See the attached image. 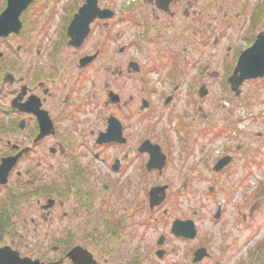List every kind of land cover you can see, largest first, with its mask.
I'll use <instances>...</instances> for the list:
<instances>
[{"label": "flooded vegetation", "instance_id": "af4514ba", "mask_svg": "<svg viewBox=\"0 0 264 264\" xmlns=\"http://www.w3.org/2000/svg\"><path fill=\"white\" fill-rule=\"evenodd\" d=\"M6 10L0 166L16 160L0 182V239L13 229L15 239H46L41 256L50 253L51 264H75L68 255L78 248L94 264L164 257L167 234L182 239L173 223L200 215L187 213L190 180L207 171L215 182L246 147L249 133L228 134L236 119L226 112L221 126L215 99L245 100L243 122L250 119V100L228 80L264 20L252 22L251 0H0V15ZM241 23L256 28L244 47L230 34ZM70 33L85 36L73 45ZM251 81L264 88V78L242 86ZM261 119L264 145V107ZM222 133L221 152L205 156L204 142ZM236 136L244 139L234 144ZM155 188L164 198L151 206ZM218 210L217 223L223 204ZM157 227L165 230L154 249L126 242L156 239Z\"/></svg>", "mask_w": 264, "mask_h": 264}, {"label": "rangeland", "instance_id": "374dc122", "mask_svg": "<svg viewBox=\"0 0 264 264\" xmlns=\"http://www.w3.org/2000/svg\"><path fill=\"white\" fill-rule=\"evenodd\" d=\"M252 4L257 11L255 21L253 19L252 22L261 23L264 20V15H262L264 13V0H251ZM255 29L247 28V30H243V24L241 23L240 28L230 31V34L235 39L237 46L244 47V39L250 37V34L253 35L256 32ZM217 54L221 57L225 53L222 50L218 51ZM108 56L117 58L112 56L111 52H108ZM216 58L219 59V57ZM262 87L259 81H251L241 87L243 96L250 100V111L247 112L250 119L237 123L228 130V134L232 137L233 132L236 134H239L240 131L249 133L248 139L244 140L247 143L244 150L239 153L236 160L215 182L209 178L207 171L203 173L205 179L190 180L192 189L186 196V205L188 215L193 210L199 209L200 215L197 218L193 217L197 228V236L193 240L183 241L167 234L170 238L166 240L164 247L169 253L161 259L152 254L148 257L149 264L264 263V145L262 140L257 137L261 129V117L264 107V88L262 89ZM217 88L213 91L218 92ZM222 91H226L224 94L226 97L228 91L224 88H222ZM217 100L215 99V104L217 102L219 110L215 111V115H218L220 119L227 117L229 121H233V119L238 120L237 118L245 116L246 113H243L245 100ZM239 103H242V105H239ZM226 112L231 114L224 117L227 114ZM225 122L224 119L222 123L220 122V125L224 126ZM243 139V137L236 136L234 144ZM225 142L223 133L213 143L204 142V155L215 157L221 152ZM214 183L217 185L211 196L208 194L207 189L209 186H214ZM197 197L198 200H196ZM219 204H223L224 213L217 223L212 219V215ZM243 217L245 218L243 219ZM164 230L157 227L156 239H134L132 242L131 240L126 242H129L130 247L135 244L139 245L140 248L142 246L144 248L152 246L154 249L158 232ZM13 232L14 229L11 233L12 237L9 236L10 239H0V248L10 247L12 250L17 251L21 258L26 257L31 260L44 262L53 258L50 253L44 257L41 256V248L48 244L46 239H15V236L12 235ZM17 233L19 235V231ZM201 246L206 248L210 257L197 263H191L194 249ZM128 248L124 249L125 254L123 253L124 255H121V257L129 254Z\"/></svg>", "mask_w": 264, "mask_h": 264}, {"label": "water", "instance_id": "95a60500", "mask_svg": "<svg viewBox=\"0 0 264 264\" xmlns=\"http://www.w3.org/2000/svg\"><path fill=\"white\" fill-rule=\"evenodd\" d=\"M16 0H9L11 5ZM25 2V1H24ZM30 0H26L28 4ZM94 2L90 1V4ZM84 13V11H83ZM7 10L0 15V35H7ZM13 21V20H12ZM71 37V41L69 44L77 45L78 40H82L85 34L78 35V40L74 39V34H69ZM88 60V59H87ZM86 61V60H84ZM264 77V24L263 31L260 32L254 41V43L244 50L237 61L236 67L233 71L232 76L229 78L228 82L231 87V90L239 94V86L246 80H252L257 78ZM15 158H7V165L5 162H2L0 166V182H4V178L6 176V172L8 174L9 170L15 163ZM229 159L224 158L220 160L214 167L215 171H219L228 163ZM163 191V188H155L150 192V203L151 206L158 205L163 200L164 195L159 197L158 193ZM171 232L175 236L182 237L184 239L192 240L196 236V230L194 224L191 220L185 222L175 221L171 227ZM163 243V239H159L157 245L160 246ZM83 254L80 248L73 250L69 253V257L75 262V264H94V261L89 260L88 257L91 256L85 252ZM88 255V257L86 256ZM156 255L161 258L163 255V251H157ZM208 256L205 248H200L196 250L193 254L192 262L196 263L201 261L204 257ZM0 264H51V263H41L38 260H31L29 258H21L19 253L15 250H12L10 247H2L0 248Z\"/></svg>", "mask_w": 264, "mask_h": 264}, {"label": "trees", "instance_id": "16d2710c", "mask_svg": "<svg viewBox=\"0 0 264 264\" xmlns=\"http://www.w3.org/2000/svg\"><path fill=\"white\" fill-rule=\"evenodd\" d=\"M258 250H260V248H258ZM243 264V263H242ZM258 264H264L263 262H261V263H258Z\"/></svg>", "mask_w": 264, "mask_h": 264}]
</instances>
